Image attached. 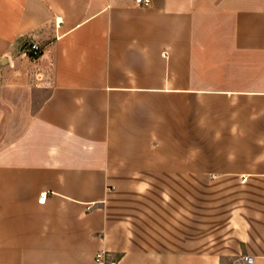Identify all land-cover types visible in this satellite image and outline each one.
Here are the masks:
<instances>
[{"label":"crops","instance_id":"0c3cea01","mask_svg":"<svg viewBox=\"0 0 264 264\" xmlns=\"http://www.w3.org/2000/svg\"><path fill=\"white\" fill-rule=\"evenodd\" d=\"M98 252L264 264V0H0V264Z\"/></svg>","mask_w":264,"mask_h":264},{"label":"built area","instance_id":"2783aa9c","mask_svg":"<svg viewBox=\"0 0 264 264\" xmlns=\"http://www.w3.org/2000/svg\"><path fill=\"white\" fill-rule=\"evenodd\" d=\"M135 1L137 3L144 4V5L151 4V0H135ZM42 51H43L42 45L36 40L30 41L29 43L27 42L26 45L24 46V53H26L30 58L39 57ZM47 194H48L47 190L42 191L39 197V201L40 202L45 201ZM95 259L99 264H115V262H107L105 260L104 252H98L96 254ZM244 260L246 263H250L253 261V257L250 255H246L244 256Z\"/></svg>","mask_w":264,"mask_h":264}]
</instances>
